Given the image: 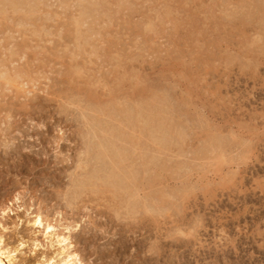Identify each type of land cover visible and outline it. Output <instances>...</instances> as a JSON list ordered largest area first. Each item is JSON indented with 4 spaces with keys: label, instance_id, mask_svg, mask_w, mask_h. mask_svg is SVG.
Segmentation results:
<instances>
[{
    "label": "rangeland",
    "instance_id": "rangeland-1",
    "mask_svg": "<svg viewBox=\"0 0 264 264\" xmlns=\"http://www.w3.org/2000/svg\"><path fill=\"white\" fill-rule=\"evenodd\" d=\"M18 1L0 251L63 264L30 213L82 264H264V0Z\"/></svg>",
    "mask_w": 264,
    "mask_h": 264
},
{
    "label": "bare ground",
    "instance_id": "bare-ground-1",
    "mask_svg": "<svg viewBox=\"0 0 264 264\" xmlns=\"http://www.w3.org/2000/svg\"><path fill=\"white\" fill-rule=\"evenodd\" d=\"M13 3L19 2L18 0H12ZM1 3V2H0ZM151 143V142H150ZM101 147V146H100ZM107 150V149H106ZM105 153V151H104ZM104 156V155H103ZM112 156V155H111ZM106 157V156H104ZM114 158H119V155H114ZM110 157V158H113ZM107 158V157H106ZM117 162V161H116ZM161 171V170H160ZM120 182V181H118ZM117 182V183H118ZM113 191V190H112ZM163 206V205H162ZM175 208V207H174ZM164 209V208H163ZM4 212V211H3ZM136 212V211H135ZM6 213V212H5ZM4 214V213H3ZM7 214V213H6ZM31 216V219L29 220L28 224L33 227L34 229L38 230L37 232H42L45 239H47L46 241H48L47 245L50 248L53 247H58V255L57 256H61V260L63 264H82L78 254H76L75 251H72L73 245L69 240V236H63L60 233H58V229L55 228L54 226H52L51 224H48L44 218L42 217L41 214H36V215H32V214H28ZM4 217V216H3ZM55 225V224H54ZM3 228V227H2ZM66 229V228H65ZM69 230V229H68ZM67 230V231H68ZM36 243V242H35ZM21 244V243H20ZM45 244V243H44ZM20 246V245H19ZM18 246V247H19ZM1 247V246H0ZM38 248H44V245L37 243L35 244V249ZM23 248V247H22ZM12 249V248H11ZM45 249V248H44ZM2 250V249H1ZM15 251V250H14ZM13 251H8L7 252H1L0 251V264H16L15 263V258L13 257L15 252ZM57 253V252H56ZM6 258V261H4V259H2L3 256ZM56 256V255H55ZM44 258V257H43ZM41 257V259H43ZM47 258V257H45ZM59 260V259H58ZM57 261V260H56ZM54 259H43V260H35L34 262H32L31 264H58ZM30 264V263H29ZM60 264V263H59Z\"/></svg>",
    "mask_w": 264,
    "mask_h": 264
}]
</instances>
